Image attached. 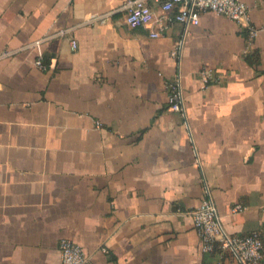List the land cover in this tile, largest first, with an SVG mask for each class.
<instances>
[{
  "label": "crops",
  "instance_id": "0c3cea01",
  "mask_svg": "<svg viewBox=\"0 0 264 264\" xmlns=\"http://www.w3.org/2000/svg\"><path fill=\"white\" fill-rule=\"evenodd\" d=\"M244 1L249 47L214 12L152 37L124 0H0V264H61L62 238L95 264H240L189 212L211 195L228 233L264 235V0Z\"/></svg>",
  "mask_w": 264,
  "mask_h": 264
},
{
  "label": "built area",
  "instance_id": "2783aa9c",
  "mask_svg": "<svg viewBox=\"0 0 264 264\" xmlns=\"http://www.w3.org/2000/svg\"><path fill=\"white\" fill-rule=\"evenodd\" d=\"M154 5L161 9L162 15L155 14ZM121 9L124 11V19L129 27L149 28L152 37L163 35L160 29L154 27L155 24L162 25L164 18L168 16L167 13L171 11H174V20L183 25L185 31L189 26L200 23L203 12H214L239 23L241 29L246 33L248 47L252 45L259 34V28L252 22L249 5L244 0H124ZM102 20L105 21V19ZM62 35H67V32H63ZM35 44L38 45L39 41ZM77 46L76 39H71L72 49H76ZM180 47L181 43L172 54L177 55ZM35 64L43 70L55 67L54 63L47 64L41 53ZM201 78L205 84H208L211 81H217L218 75L214 69L206 67L201 72ZM167 91L169 109L184 111V92L180 74L167 82ZM244 208L243 205L236 204L232 211L236 213ZM189 213L201 236L205 252H213L218 249L220 253L235 256L240 264H262L264 241L261 233L259 231L245 235L228 233L211 195L206 196L200 205ZM59 249L61 264H95L83 247L69 238L60 240Z\"/></svg>",
  "mask_w": 264,
  "mask_h": 264
},
{
  "label": "trees",
  "instance_id": "16d2710c",
  "mask_svg": "<svg viewBox=\"0 0 264 264\" xmlns=\"http://www.w3.org/2000/svg\"><path fill=\"white\" fill-rule=\"evenodd\" d=\"M255 56H256V54H254V53L249 54V55H248V59H249V61L253 62L252 58H254ZM261 236H262L263 241H264V235L261 234ZM215 251H218V252H219L218 249H216ZM215 251H213V252H215ZM262 264H264V259H263V261H262Z\"/></svg>",
  "mask_w": 264,
  "mask_h": 264
}]
</instances>
